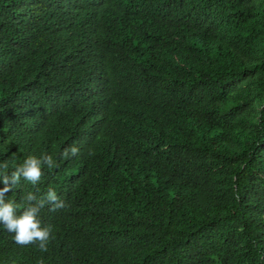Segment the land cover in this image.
<instances>
[{
    "label": "trees",
    "instance_id": "1",
    "mask_svg": "<svg viewBox=\"0 0 264 264\" xmlns=\"http://www.w3.org/2000/svg\"><path fill=\"white\" fill-rule=\"evenodd\" d=\"M41 154L5 202L55 240L0 264H264V0H0V163Z\"/></svg>",
    "mask_w": 264,
    "mask_h": 264
},
{
    "label": "clouds",
    "instance_id": "2",
    "mask_svg": "<svg viewBox=\"0 0 264 264\" xmlns=\"http://www.w3.org/2000/svg\"><path fill=\"white\" fill-rule=\"evenodd\" d=\"M79 149L75 146L65 148L62 155L63 158L77 156ZM89 155H92L91 151ZM58 167L55 159L50 154H41L39 157L31 155L27 157L22 164L13 166V170L9 171V163L4 161L0 163V179H2L5 187L0 189V225L10 233H14L15 243L20 246L35 245L42 252L48 251V245L55 240L53 228L42 224L40 219L41 209L46 204H51V211L66 207L65 202L57 195V192L49 188L47 193L38 198L34 193L29 192L22 199L26 202L22 214L17 215V209L20 205L9 200L5 202V196L12 188L18 185L21 180L27 181L33 186L40 183L44 176V169L49 170ZM10 173V174H9ZM38 264H44L41 259Z\"/></svg>",
    "mask_w": 264,
    "mask_h": 264
}]
</instances>
